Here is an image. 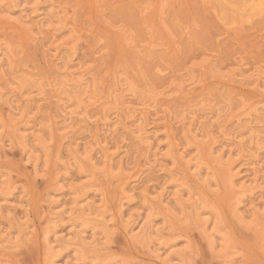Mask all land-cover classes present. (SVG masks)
Listing matches in <instances>:
<instances>
[{
	"label": "rangeland",
	"instance_id": "rangeland-1",
	"mask_svg": "<svg viewBox=\"0 0 264 264\" xmlns=\"http://www.w3.org/2000/svg\"><path fill=\"white\" fill-rule=\"evenodd\" d=\"M0 264H264V0H0Z\"/></svg>",
	"mask_w": 264,
	"mask_h": 264
},
{
	"label": "bare ground",
	"instance_id": "bare-ground-1",
	"mask_svg": "<svg viewBox=\"0 0 264 264\" xmlns=\"http://www.w3.org/2000/svg\"><path fill=\"white\" fill-rule=\"evenodd\" d=\"M193 123V122H192ZM84 209V208H83Z\"/></svg>",
	"mask_w": 264,
	"mask_h": 264
}]
</instances>
